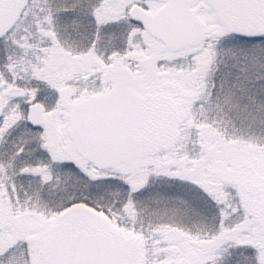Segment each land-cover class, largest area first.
I'll list each match as a JSON object with an SVG mask.
<instances>
[{
	"label": "snow or ice",
	"instance_id": "1",
	"mask_svg": "<svg viewBox=\"0 0 264 264\" xmlns=\"http://www.w3.org/2000/svg\"><path fill=\"white\" fill-rule=\"evenodd\" d=\"M0 264H264V0H0Z\"/></svg>",
	"mask_w": 264,
	"mask_h": 264
}]
</instances>
